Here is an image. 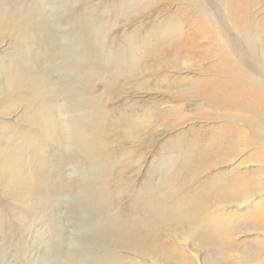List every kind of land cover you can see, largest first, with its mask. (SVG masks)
<instances>
[{
  "label": "bare ground",
  "instance_id": "obj_1",
  "mask_svg": "<svg viewBox=\"0 0 264 264\" xmlns=\"http://www.w3.org/2000/svg\"><path fill=\"white\" fill-rule=\"evenodd\" d=\"M54 1L50 0L51 5ZM64 1L68 2L60 10L53 6L45 12L38 5L40 0H0V47L7 38L5 44L16 53L12 57L7 53L0 54V116H19L14 125L0 121V177L3 178L2 189L9 201V205L6 203L9 210L18 208L19 212H26L25 219H28V214H41L54 201L67 196L71 198L69 217L88 212L91 203L111 205L110 182L117 179L114 175L121 181L128 176L131 166L137 164L133 157H127V161L120 158L122 152L115 149L114 141L123 136L128 140L143 141L139 129L147 123H154L152 116L159 112L171 114L173 110L172 107L163 110L162 106L159 109V105H154L153 111L150 108L140 111L131 108L135 103L131 105L125 100V106H118L113 113L103 100L128 81H138L145 74L148 80L152 71L161 67L186 70L202 60L212 61L207 67L211 79L198 78L191 83L189 80L192 79L188 77L178 78L174 93L202 97L207 106L222 117L231 111L240 113L236 123L255 129L253 136L264 144L263 137L259 136L262 131L259 128L264 129V68L240 64L252 51V45L248 40V44L241 48L246 42L233 37L229 31L245 21L246 9L242 7V0H234L231 21L220 16L216 18V14L209 11L212 7L206 8V2L212 0H187L202 21H192L193 13L189 10L179 15V10L170 11V8L165 10L167 17L161 18L158 16L161 7L157 8L158 17L147 23L144 18L148 14L144 15L139 27L124 32L125 41L118 48L108 49L103 36L102 39L87 36L84 26L92 23L97 25L99 33L111 34L116 23L110 25L111 21L91 15L92 11L88 10L93 0H75L74 4L81 2L78 8L68 7L72 0ZM159 1L162 0H112L113 5L103 8L118 10L122 15H134L153 8ZM167 1H171L168 4L171 5L175 0ZM63 21L78 28L66 33L62 29ZM103 24L105 28H101ZM227 32L230 37L225 36ZM200 39L207 42L200 43ZM92 41L97 42V49H92ZM34 46L37 55L30 57L25 49ZM196 49L205 50V53H196ZM3 51L0 49V53ZM36 58L51 65L57 61L63 63L72 69V74L62 80H53L47 76L44 65L35 67L33 60L37 62ZM145 59L156 64L144 66ZM254 60L259 62L258 57ZM162 80L168 81L169 78ZM185 80H188L185 85L189 86L183 88L180 82ZM141 84L138 81L131 86L142 88ZM250 116L262 124L252 121ZM57 130L60 136L54 138V144L60 154H56L57 149L48 151V147L45 153L46 146H49L47 141L55 137ZM182 142L181 137L171 141L173 154L157 167L160 173L154 180L158 183L153 180L146 191L129 195L127 212L116 210L109 214L107 208L99 209L97 216L102 219L96 230V245L104 244L102 249L85 255L66 249L55 215L53 221L48 218L43 231L47 235L44 237L47 250L42 252L43 259H54L56 264H132L128 259L135 264L142 260L166 264L175 260L176 255L172 248L161 244L170 238L185 242L198 239L201 245L216 242L226 248L228 241L225 238L234 227L232 218L208 215L196 204L193 209L188 207L194 202L197 191L193 193L186 186L194 179L190 170L193 154L181 147ZM68 165L76 167L78 177L81 175L82 178L68 179ZM85 165L91 168L90 174H83ZM255 174L252 172L253 176ZM225 177L211 178L209 196L219 197L226 192ZM120 190L114 193H122ZM261 191L264 189L258 187L255 193ZM186 247L188 249V245Z\"/></svg>",
  "mask_w": 264,
  "mask_h": 264
},
{
  "label": "rangeland",
  "instance_id": "obj_2",
  "mask_svg": "<svg viewBox=\"0 0 264 264\" xmlns=\"http://www.w3.org/2000/svg\"><path fill=\"white\" fill-rule=\"evenodd\" d=\"M111 1L93 0L88 10L89 12L92 11L93 14L90 12L91 15L99 19L111 21L110 25L116 23L111 34L106 33V31L99 33L97 25L92 23H87L89 25L84 26L86 27L85 32L87 36L93 35V37L100 38L103 36L104 45L107 49L108 47L116 48V46L118 48L125 41L126 35L124 32H130L134 28L139 27L144 19L148 23L151 19L158 16L166 18L167 13L165 10L167 8H170V11L179 10V15L189 10L190 13H193V15L191 14L192 21L201 20L197 16V12H193L194 6L187 0H175L171 5H168L171 1L162 0L156 2L153 8L144 13L134 15H122L118 10L109 11L108 8H103L109 4L113 5ZM40 2L42 3L40 4ZM40 2L38 3L39 7L45 9V12H49L53 6L55 9L60 10L61 6H64V3L68 1L56 0L52 5L50 0H40ZM55 2L57 3L55 4ZM74 3L75 0H72V2L68 3V7L74 6L78 8L80 6L79 2ZM206 3V8L212 7L208 10L216 14V18L220 16L227 21H231L230 12L234 8V0H212ZM160 7L161 13L158 15L156 9ZM242 7L246 9L245 21L242 20L239 23V27L229 29L233 37L246 42L241 48L248 44V40L252 45V51L240 64L243 66L245 63L264 68V0H242ZM144 15H147V17L145 16L140 21ZM105 27V24H103L101 28ZM73 28L75 30L78 27L73 23L68 25L63 21L62 29L66 33ZM225 34L226 37H230L228 32ZM6 39H3L4 45L0 49L4 51L0 54L7 53L8 57H12L15 50L9 44H5ZM206 42L205 39H200V43L205 44ZM96 47L97 42H93L92 49H97ZM35 50L34 46L26 48L25 52L28 56L35 57L37 55V51L36 53L34 52ZM195 52L204 54L205 50L200 51L196 49ZM17 54L24 56L21 52H17ZM259 56L263 57L260 58ZM256 57H258L259 62L254 60ZM36 60L37 62L33 60L35 67L37 65L38 68H41L40 66L44 65L43 69L46 68L45 72L47 71V76L51 79L53 78V80H62V78L72 74V69L58 61L51 65L47 62L44 63L42 58H36ZM202 61L197 63L195 67L190 66L186 70H174L171 67L168 69L163 67L159 70L154 69L148 80H146V74L142 75L144 77L138 80L142 83V88L135 87L136 85L131 86V83H136L138 82L137 80L128 81V83L124 84L123 88L111 93L112 96L104 98L103 102L105 106L110 111H113V113H115L118 106H125L124 103H127L125 100L129 101L131 105L135 103L131 108L140 109V111H145L147 108L153 111L154 105H159V109L162 106L163 110L172 107L173 110L171 114L159 112L157 116H152L155 120L154 123H147L139 129L142 131L143 141L128 140L124 136L114 141L115 149L122 152L120 158L127 161V157L130 159L133 157V161L137 162V164L131 166L129 172H127V178L125 177L121 181L117 180V175H114L117 179H113L110 182V189L112 190L110 197L113 198L111 205L106 206L105 203H91L89 204L88 212L76 217H69L71 215V210L69 209L71 207V198L67 196L54 201L51 205L52 208L50 207L45 212L37 215L28 214V219H25L26 212H19L18 208L12 206L13 210H9L10 208L7 206V204L9 205V201L6 199L4 190L2 189L3 178L0 177V213H2V221H0V264H56L54 259L45 260L42 257V252L47 250L46 242L44 241L46 234L43 231H45L46 224L49 222L48 218H50V221H53L55 220V215H57L56 219L59 221L61 234L64 238L63 245L66 249H71L80 255L90 254L93 250L99 251L100 247L102 249L104 244H101V246L96 245V230L102 219L100 216H97L99 209L102 207L107 208V213L109 214L116 210L127 212V205L130 202L128 196L134 192L146 191L148 189L149 185L156 178V175L160 173L157 167H160L162 162L173 154L171 141L180 137L183 138L181 147L193 154L191 156L193 159L190 161V163L192 162L190 170L194 173V179L189 181L186 186L193 193L197 191V196L193 198L194 202L190 205L188 204L189 209H193L196 204L202 212L208 215L229 216V219L232 218L231 220L234 222V227L231 234L225 238L228 241L226 248L220 247L216 242H214L215 244L208 242L201 245L198 239L185 242L170 238L164 244L161 241L162 246H169L176 254L174 255L175 260H169L166 264H264V191L255 193L258 187L264 189V144L257 137L253 136L255 129H248L236 123V119L240 118V113L231 111L228 112V116L222 117L215 110L207 106L204 98L189 96L190 93H185L183 94L184 96H177L178 92L174 93V86L178 78L188 77L192 79L189 80L191 83L198 78H212L208 74L207 68L210 67L212 61ZM153 63L154 61L145 59L143 65L148 64V66H151ZM157 66L159 67L158 64ZM263 76L262 78L264 79ZM164 77L169 78V82L167 80L163 81ZM186 82L188 80L180 82L183 88L189 86L188 84L185 85ZM176 87L178 86L176 85ZM250 117L252 121L262 124L255 117ZM18 118L17 114L9 117L0 116V121L14 125V122ZM259 129L262 130L259 136L264 139V129ZM54 136L51 138V141H47V145L49 146H46L45 153H47V147L48 151H56L54 138H59V130L56 131ZM56 154H60L58 149ZM251 158L253 160H250ZM66 167L68 168L66 171L68 179L72 180L78 177L76 167L73 165ZM84 168L83 174H90L91 168L89 165H85ZM73 169H75V173L72 174ZM252 172H256L255 176L252 175ZM214 176H226V192L219 197L209 196L208 186L211 178ZM78 178L81 179L82 176L80 175ZM254 181L257 182L258 187L256 183L253 184ZM154 182L158 183L155 180ZM116 185L118 186L116 187ZM179 185H181L180 182ZM196 186L197 190L195 189ZM245 188L250 189V191H246ZM118 189H121L122 193H114ZM245 200H247V203L244 202ZM13 213L16 215L13 216ZM102 214L105 217L104 211ZM186 245H188V249ZM128 260L132 264H135L131 259ZM152 263L151 261L142 260L139 264Z\"/></svg>",
  "mask_w": 264,
  "mask_h": 264
}]
</instances>
